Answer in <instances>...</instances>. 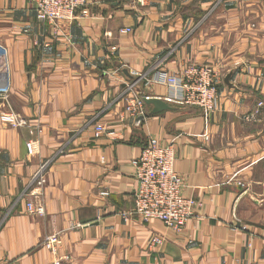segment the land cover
<instances>
[{
  "label": "crops",
  "instance_id": "obj_1",
  "mask_svg": "<svg viewBox=\"0 0 264 264\" xmlns=\"http://www.w3.org/2000/svg\"><path fill=\"white\" fill-rule=\"evenodd\" d=\"M31 2L0 0V85L30 123L0 120V264H264V0H88L89 17L58 29ZM189 63L213 66L214 111L125 113L131 95L168 94L155 70ZM148 136L173 141L181 193L201 202L179 234L124 215Z\"/></svg>",
  "mask_w": 264,
  "mask_h": 264
},
{
  "label": "built area",
  "instance_id": "obj_2",
  "mask_svg": "<svg viewBox=\"0 0 264 264\" xmlns=\"http://www.w3.org/2000/svg\"><path fill=\"white\" fill-rule=\"evenodd\" d=\"M139 4L145 0H136ZM31 8L34 10L35 18L41 23L53 24L58 29L63 21L72 22L78 17H89L90 6L88 0H32ZM131 29L125 27L121 33L129 32ZM116 47L112 46L110 52L115 54ZM0 50V56L5 58ZM4 65V64H3ZM5 66V65H4ZM146 74V73H145ZM144 76V75H143ZM142 77V76H141ZM215 70L208 63H189L181 71L155 70L152 81L164 83L169 92L164 97H157L173 104L193 106L201 109L205 115L214 111L219 104L217 82L215 81ZM134 84H127L126 92L132 90ZM10 89L7 84L0 85V120L12 128L29 125L23 117L15 111L9 100ZM151 97L148 94L131 95L127 98L124 107L125 113L132 117H146L145 99ZM261 105V102L258 103ZM93 132L97 136L107 133L112 139L119 137L120 133L115 130H107L102 123L94 126ZM35 142L26 144L30 154L34 153ZM175 146L172 140L157 139L148 136L142 146L139 156L134 157L131 163L134 166L133 176L137 185L133 191V206L130 213L134 214L141 222L148 219H157L174 233L179 234L186 222L194 216L195 207H200L201 202L195 198L185 197L181 193L182 177L174 169ZM35 174L34 182L43 183V170ZM101 195L108 194L106 188L100 191ZM26 209L30 213L42 214V207L27 202ZM148 247L161 246L164 237L153 234L149 238ZM58 234L45 236L43 245L51 252L60 245ZM8 264V263H6ZM60 264V260L54 262Z\"/></svg>",
  "mask_w": 264,
  "mask_h": 264
},
{
  "label": "water",
  "instance_id": "obj_3",
  "mask_svg": "<svg viewBox=\"0 0 264 264\" xmlns=\"http://www.w3.org/2000/svg\"><path fill=\"white\" fill-rule=\"evenodd\" d=\"M0 50H2L1 46H0ZM144 99H145V104L150 107V111H149L150 114H156L163 110H171L174 108L173 106L179 105L176 103L173 104L169 101L153 96ZM140 121H142V117H138L136 119V122H140Z\"/></svg>",
  "mask_w": 264,
  "mask_h": 264
}]
</instances>
